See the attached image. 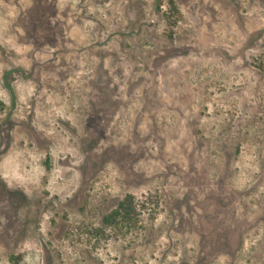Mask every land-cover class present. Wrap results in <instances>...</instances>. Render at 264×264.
<instances>
[{
  "label": "rangeland",
  "instance_id": "374dc122",
  "mask_svg": "<svg viewBox=\"0 0 264 264\" xmlns=\"http://www.w3.org/2000/svg\"><path fill=\"white\" fill-rule=\"evenodd\" d=\"M0 264H264V0H0Z\"/></svg>",
  "mask_w": 264,
  "mask_h": 264
},
{
  "label": "trees",
  "instance_id": "16d2710c",
  "mask_svg": "<svg viewBox=\"0 0 264 264\" xmlns=\"http://www.w3.org/2000/svg\"><path fill=\"white\" fill-rule=\"evenodd\" d=\"M128 201L129 202L131 201L130 196H128L127 198H125L124 201L118 203V206H117V209L116 210H119L121 208H124V209L131 208V205H130V203ZM116 214H117V211H115L114 215H116Z\"/></svg>",
  "mask_w": 264,
  "mask_h": 264
}]
</instances>
